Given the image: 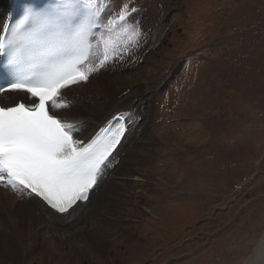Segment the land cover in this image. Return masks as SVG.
<instances>
[{"label":"rangeland","instance_id":"1","mask_svg":"<svg viewBox=\"0 0 264 264\" xmlns=\"http://www.w3.org/2000/svg\"><path fill=\"white\" fill-rule=\"evenodd\" d=\"M145 4L135 22L142 18L149 37L162 23L164 35L141 36L136 47L121 41L119 50L135 76L169 77L143 140L145 189L115 188L106 197L97 219L98 232L114 238L110 255L89 253L74 264H244L264 231V0ZM90 78L85 85L101 87ZM85 222L72 227L77 237ZM116 228L128 235L112 233ZM35 255L26 262L37 264ZM19 256L10 259L24 264Z\"/></svg>","mask_w":264,"mask_h":264},{"label":"bare ground","instance_id":"2","mask_svg":"<svg viewBox=\"0 0 264 264\" xmlns=\"http://www.w3.org/2000/svg\"><path fill=\"white\" fill-rule=\"evenodd\" d=\"M146 1L96 0V7L99 12L93 39L99 47L93 53V58L89 63L93 65L99 63L105 54L106 45L119 46V51L120 42L127 43L124 35L125 28L129 25L134 27L137 21L139 22L143 41L146 42V38L149 37L148 28L142 27V18H137L135 22L138 13L145 10ZM12 2L13 0H0V32L2 25H4L10 14ZM125 6L128 14L124 20H121L119 18L120 13L125 9ZM132 9H137V11H132ZM173 15L176 16V13ZM163 26L162 23H159L157 27L155 26V30H151L154 31L150 35L152 38H149L160 40L165 32ZM107 27L110 29H107ZM109 56L110 60L107 66L113 62L114 67L112 69L110 67L103 68L108 71L100 76H97L96 72L90 75V82L100 80L101 87H95L90 83L85 85L84 82H81L80 85H72L70 88L75 87L76 93L68 99L71 102V107L58 110L57 116L60 119L73 120L79 123L80 131L74 135V139L83 143L97 134V130L101 127H107L109 125L107 122H112L119 114H131L129 129L113 152L115 158L113 165L107 170L104 178L98 182V186L90 193L89 200L83 202L70 215L55 213V210L47 206L41 198L36 197L34 194L32 199H28L23 192L17 193L0 186V264H5L4 260L18 255H20V259L24 260V264H27L26 261H29V258L26 259L25 257H29L31 254H36L35 257L40 256L41 259L37 261V264H43L44 262H47L46 264H74L76 262L74 260L77 258L88 260L89 253L108 257L111 242L114 238L108 239V235L103 236L98 232V222L100 220L97 219V215L102 214V208L105 207L106 209L108 206L106 197H114V193H118L116 189H122L123 187L128 190L139 185L138 187L141 190L145 189L142 187L145 184L144 181H146L143 173L147 170L145 161L147 160L146 155L149 154H146V150H144L143 140L147 135L149 137L147 125L154 115L157 91L169 77L166 75L162 79H155L153 78L154 73H149L148 76H135L131 72L130 64L132 60L120 58V52L117 56H112L109 53ZM171 70H174L173 67ZM103 78L104 80H101ZM68 89L61 90L62 94ZM9 93L3 94L6 96ZM11 94L14 96L9 98H14V100L17 98V94L22 95L17 100L26 99V96H28L23 93ZM83 99H86L87 102L82 104L81 109H78L83 114L78 113V111L73 113V109L77 108V104ZM202 133L206 136L207 131L202 128ZM137 152L144 153V155ZM130 168L133 169V172L129 171ZM134 170H136V173ZM80 203L78 202V204ZM95 209L96 211L93 213ZM71 220L72 223H69ZM83 221H86V224L80 227L81 237H77L75 231L78 228L75 229V226V230H73L72 227L75 224H80V222L83 224ZM115 231L121 236L128 235L127 228H116L112 233H115ZM36 245L41 247L38 246V249H36L34 248ZM262 245H264V231L254 246L251 258L244 264H264V257L259 254ZM1 249L4 251H1ZM45 254L47 258L43 259L42 257ZM12 259L9 260V264L10 261L11 264H14ZM32 260L28 264H33Z\"/></svg>","mask_w":264,"mask_h":264},{"label":"snow or ice","instance_id":"3","mask_svg":"<svg viewBox=\"0 0 264 264\" xmlns=\"http://www.w3.org/2000/svg\"><path fill=\"white\" fill-rule=\"evenodd\" d=\"M81 4L94 34L99 12L96 0H81ZM127 14L125 6L119 18L124 20ZM124 35L129 44L138 46L136 41L142 35L139 22L125 28ZM53 39L36 35L32 43L44 46ZM17 42L15 31H9L7 38L0 39V50L5 45L15 47ZM118 47L106 45L103 59L95 65L87 63L81 67L80 61H75L44 80L30 81L13 75L10 83L0 86V94L23 93L34 98L31 104L0 106V186L23 192L28 199L34 194L62 215H70L89 200L90 193L113 165V152L129 129L131 114H119L114 124L110 121L101 134L80 147L82 142L74 139L80 131L79 123L57 116L58 110L71 107L61 90L80 85L92 73L106 68L109 53L119 55ZM5 70L14 72L6 64Z\"/></svg>","mask_w":264,"mask_h":264},{"label":"clouds","instance_id":"4","mask_svg":"<svg viewBox=\"0 0 264 264\" xmlns=\"http://www.w3.org/2000/svg\"><path fill=\"white\" fill-rule=\"evenodd\" d=\"M17 44L5 47L0 55L14 70L17 78L41 81L62 68L80 61L86 66L99 47L93 39L90 21L83 13L81 0H28L21 6L20 15L12 22ZM36 35L53 36L52 42L37 46ZM11 61V63H9ZM264 257V245L260 248Z\"/></svg>","mask_w":264,"mask_h":264}]
</instances>
